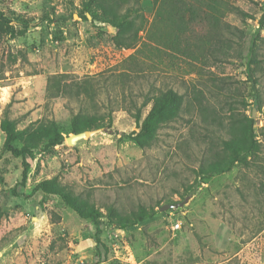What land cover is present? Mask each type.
Wrapping results in <instances>:
<instances>
[{"label":"rangeland","instance_id":"rangeland-1","mask_svg":"<svg viewBox=\"0 0 264 264\" xmlns=\"http://www.w3.org/2000/svg\"><path fill=\"white\" fill-rule=\"evenodd\" d=\"M85 1L0 0L1 11L27 21L0 20V264H97L91 218L59 195L13 191L23 168L21 158L2 152L6 111L24 130L15 144H36L26 190L56 178L104 214L156 210L126 228L101 217L108 250L100 264H264V0H229L242 10L225 16L239 28L229 53L208 41L213 13L206 19L200 10L192 23L186 11L177 26L171 6L144 0L143 28L127 48ZM251 42L257 62L250 64ZM170 87L184 96L181 116L142 149L129 137L138 131L134 115L148 112L146 94ZM74 115L83 127L97 124L82 131H97L70 144ZM247 118L261 149L246 153L247 165L197 185L199 166L219 162L221 139L238 135L234 126ZM54 126L65 139L47 145ZM166 204L175 206L162 210Z\"/></svg>","mask_w":264,"mask_h":264},{"label":"trees","instance_id":"trees-1","mask_svg":"<svg viewBox=\"0 0 264 264\" xmlns=\"http://www.w3.org/2000/svg\"><path fill=\"white\" fill-rule=\"evenodd\" d=\"M124 1L126 3V0H86L83 6L94 18L114 26L117 29V44L128 48L135 43L140 30L143 28L144 15L142 11L144 10V0H133L132 5H128V3L125 5L123 4ZM214 1L199 0L200 7L192 5L186 7L190 4L189 0H153V4L155 6L159 2L161 5L171 6L170 13L178 18L177 26L185 22V17L187 16H185L186 11L189 14L188 20L192 23L197 20L199 16L198 11L200 10L206 14V19H209L210 13H213L214 18L211 21L216 33L213 34L211 32L207 37L208 41H213L216 44V48H214L216 51L229 53L234 48L236 42L233 36H236L239 28H233L229 22L225 21V16L230 12L238 13L242 12V10L229 2V0H221V5L213 4ZM0 20L6 23L17 20L27 25L26 18L23 15H17L15 12L7 15L0 10ZM261 23H264V17L261 19ZM256 53V43L251 42L248 63L257 62ZM250 64L248 66L250 78H252L254 86H258L260 79L254 76ZM49 89L52 90L51 87ZM256 91L254 99L257 105H260V90L256 88ZM148 105L151 106L144 117L141 108L135 113L134 116L138 131H134L129 135L142 149L153 146L159 136V130L171 125L172 122L180 118L184 105V96L171 87L164 90L160 89L151 96L149 94L145 95L142 107ZM254 121L253 118H247V121L243 122L240 127L234 126L238 130V135L221 139L222 145L226 150L225 155L219 158V162L217 161L208 165L201 164L199 166L196 171L197 178H199L196 180L197 185L203 181L202 179L230 171L237 164H248L246 153L258 152L261 149V142L253 127ZM96 125L92 122H87L83 127L78 116H73L72 127L74 133L81 132L84 128L96 127ZM2 127L7 135L2 152H9L14 157L22 159L23 169L21 179L17 182L13 191L18 196H32L39 190L45 194L59 195L66 206L75 211L81 218H91L96 224L95 242L97 264H100L106 259V252L108 250V246L101 239L103 232V225L100 221L101 217H107L111 223L121 228H126L134 226L156 213L153 207L148 209L141 206L138 210L127 215H116L113 212L104 214L97 207L88 205L79 194H76L72 189L59 183L56 178L45 179L39 182L32 190H26L28 173L33 166L36 144L30 140L26 141L21 147L15 144L23 136L24 130H20L15 126L14 122L8 117L7 111L3 118ZM64 139L63 134L56 130L54 126L52 133L47 134L44 141L47 142V145H56L62 143ZM59 218L60 215L53 212V221H58Z\"/></svg>","mask_w":264,"mask_h":264},{"label":"water","instance_id":"water-1","mask_svg":"<svg viewBox=\"0 0 264 264\" xmlns=\"http://www.w3.org/2000/svg\"><path fill=\"white\" fill-rule=\"evenodd\" d=\"M97 130H86V131H81V132H77V133H73L71 136H68L66 139L70 144H75V142L84 137V136H91L92 134H94ZM175 205L172 204H166L164 206L161 207V209H166L168 207H172Z\"/></svg>","mask_w":264,"mask_h":264}]
</instances>
